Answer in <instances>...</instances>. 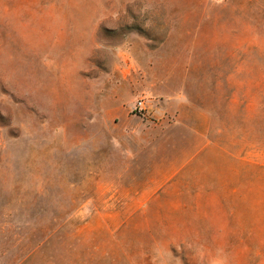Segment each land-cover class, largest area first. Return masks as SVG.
I'll list each match as a JSON object with an SVG mask.
<instances>
[{"label": "rangeland", "instance_id": "rangeland-1", "mask_svg": "<svg viewBox=\"0 0 264 264\" xmlns=\"http://www.w3.org/2000/svg\"><path fill=\"white\" fill-rule=\"evenodd\" d=\"M0 264H264V0H0Z\"/></svg>", "mask_w": 264, "mask_h": 264}, {"label": "built area", "instance_id": "built-area-1", "mask_svg": "<svg viewBox=\"0 0 264 264\" xmlns=\"http://www.w3.org/2000/svg\"><path fill=\"white\" fill-rule=\"evenodd\" d=\"M138 108L140 109H145V103L143 101H141L140 103H138Z\"/></svg>", "mask_w": 264, "mask_h": 264}]
</instances>
